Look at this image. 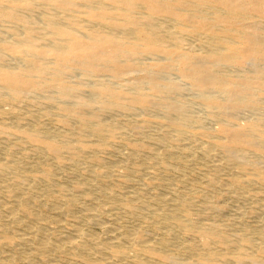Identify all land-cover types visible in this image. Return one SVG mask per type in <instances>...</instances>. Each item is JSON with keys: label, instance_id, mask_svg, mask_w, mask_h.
Returning <instances> with one entry per match:
<instances>
[{"label": "bare ground", "instance_id": "1", "mask_svg": "<svg viewBox=\"0 0 264 264\" xmlns=\"http://www.w3.org/2000/svg\"><path fill=\"white\" fill-rule=\"evenodd\" d=\"M252 15L264 20V0H0V119L27 99L41 107L26 123L0 122V137L25 142L39 159L0 158V264H177L168 238L191 240L183 264H264V25ZM153 108L162 120L149 149L130 136L145 135L142 113ZM117 111L122 127L110 118ZM41 116L60 129L44 128ZM195 126L206 141L190 150L175 143L195 140ZM121 136L125 172L98 155ZM147 154L173 164L132 165ZM43 163L73 166L69 184L54 181L51 167L34 173ZM193 163L205 166L201 182L174 168ZM135 176L144 177L136 192L110 186ZM41 196L58 216L90 204L79 219L107 235L56 218L31 227L45 220L34 207ZM227 208L236 215L222 221ZM108 216L115 226H105ZM139 217L144 225L117 234Z\"/></svg>", "mask_w": 264, "mask_h": 264}, {"label": "rangeland", "instance_id": "2", "mask_svg": "<svg viewBox=\"0 0 264 264\" xmlns=\"http://www.w3.org/2000/svg\"><path fill=\"white\" fill-rule=\"evenodd\" d=\"M249 21H255L257 23H259L261 26L264 25V20L260 17H258L257 15H252L250 16L249 18ZM218 32L219 34L221 35H224V31H221L222 28H218ZM238 29L237 28H234L230 33L231 34H236L238 33L237 32ZM263 34H264V31H263ZM188 47V45H187ZM142 61L143 62H149V58H146V57H142ZM140 74V73H139ZM138 74L135 72V73H132V74H124L122 76V83H126L128 81L129 78L131 77H135L137 76ZM177 76H178V71L177 70H173L170 74H169V77H171L172 79H177ZM107 75H102V78H106ZM77 77H72L70 79H76ZM264 93V92H263ZM189 94L190 92H186L185 96L184 97H189ZM190 98V97H189ZM204 106H202L201 104L197 103L195 105L192 106V109L194 111V113L198 116H205V109L203 108ZM41 107H38V106H34V105H31L30 101L27 99L25 102L21 103L20 104V107L17 109V111H14V110H11L9 106H5V109L7 110V113L3 116V118L0 119V122L6 124L7 126H13L14 124L16 123H26V118L28 117V113L29 112H33V111H37L39 110ZM247 114V115H246ZM245 115L241 116L242 117V121L244 118H248L250 115L248 113H246ZM108 116V115H106ZM142 116L144 117H147L148 120H149V123L146 124V127H145V135L144 136H133L131 135L130 137L131 138H134V139H137L138 141H146L147 142V147L150 149L152 147H156L155 144H153L152 141H154L153 139V136H155L158 131V126H159V120H162L161 119V114L159 113V111L155 108L151 109L150 112H145V113H142ZM244 117V118H243ZM110 118L112 119H115L117 121V126L119 127H122L124 125L123 121L124 119L126 118V116H124L122 114V112H112L110 114ZM40 119L42 120V123H44V128H46L47 130L51 131V132H57L59 129H60V125L58 123H56L55 121H53L52 119L48 118V117H45V116H41ZM240 120V121H241ZM206 127L207 130L213 132L217 127H218V124L216 122H206V124L204 125ZM192 132L195 134V140H191V141H175V143L179 144V143H183L184 146H185V149L186 150H190L192 149L196 144L200 143V142H204L206 141L205 137L202 136V133L204 131V128L203 127H199V126H195L194 128L191 129ZM190 130V131H191ZM169 136H171L172 134H174L173 131H169ZM12 137V136H11ZM125 137L124 136H121L120 138L117 139V142L115 143H112V144H107V149L106 150H102V151H99L98 152V155L102 157V159H110L113 161L112 163V169H114L115 171L116 170H119V171H123L125 172V169L123 168H119L120 165H124L126 164V160L124 158V154L125 152L129 151V149L124 146V143H125ZM147 148V149H148ZM128 149V150H127ZM181 152V151H180ZM27 157V160L29 162H32V163H37L39 161V159L37 158V156L33 153L32 151V148L26 144L25 142H21V141H16L15 139L13 138H10L8 139V137H0V158L2 159H7V160H23L24 158ZM154 163L156 164V166H160V165H163L164 163H167V164H173V161L172 160H167V161H164V162H160V161H156L154 160L151 156H148V154L140 159V160H137L135 161V163H132L133 166H139V167H148L147 171H150L152 170V167H154ZM45 167H51L53 168V171H54V174H53V178H54V181H59L60 183H63V185H68L70 179L66 178L67 175H71L72 174V169L74 168L73 166H67V167H61L59 165H53L51 163H43V164H40V166H38L37 168H34L33 171L34 173L36 174H43V169ZM205 166L201 163H193V164H184V165H181V164H174V168L183 172H187L188 174H191L193 175L195 178V180L197 182H201L202 180V177L200 175V170L202 168H204ZM100 168V166L98 167ZM69 181H68V180ZM144 179V177H136L133 178V184L131 186H127L125 185L124 183H120L118 181H114L110 184L111 188H113L114 190H116V192H136L138 191V189H140V185L142 184V180ZM39 185H38V188L39 190H44L46 188V185L44 184L45 182L44 181H40L38 182ZM157 188H160L159 190H166L164 189L162 186H157ZM188 194H192V195H196L195 192H188ZM264 196H261V200L263 201H259L260 198L257 199V204L259 203H262L264 202ZM6 197L5 195L1 194L0 193V200H5ZM225 199V200H224ZM39 202H37L35 204V208L37 210H39L40 212H42L43 214V218L45 217V220H42V221H39V223H31V227H35V226H45L46 224H49L48 222H46L49 218L53 219V218H56V219H59L63 222H67L66 225L67 227H73L72 224L73 222H76V221H79V224L77 223L76 225L78 227H81L83 230H86L88 232H91L93 234H95V231H96V235L98 233L102 235H107L105 233V230H104V225L101 226L100 225V228L99 226L97 227L96 225H90L88 224V221L86 219H82L80 218L79 219V216L80 215H83L84 211L83 210H80V209H83L84 207L86 208V206H90V204L88 203H83L82 201L81 202H78V206L74 207L72 209L71 212H69L68 214L66 215H62V216H58L56 214V211L54 209H51L49 208L48 204L50 203V201L52 200L51 197L49 196H41L39 198ZM104 200V198H103ZM230 202H232L231 199L229 198H223V202L222 204L224 205H228L230 204ZM133 205V203H132ZM249 208H245L243 207L242 208V211L243 212H247ZM246 210V211H245ZM260 212H262V210L259 209ZM236 215V211L235 209H230V208H227L226 210L224 209L222 214L219 216V218L222 220V221H226L227 219H230V218H234V216ZM262 215L264 217V212H262ZM83 221H82V220ZM253 219V218H252ZM252 219H250L249 217H247V220H249V224H252V225H257V219L254 218L253 221ZM81 220V221H80ZM114 220L113 217L111 216H108L106 219H105V222L104 224H106L105 226H115V221H112ZM145 219L143 218H135L134 220H129L130 222H132L131 224L128 225V223H123L125 227H123V229H119L117 230V234L121 235L123 233L126 232V228H128V226H131L130 229H133V228H136L139 226H142L144 225L142 223V221H144ZM255 220V222H254ZM264 223V222H263ZM112 224V225H110ZM134 224V225H133ZM80 225V226H79ZM133 225V227H132ZM259 225V223H258ZM264 225V224H263ZM53 226V225H52ZM93 226V227H92ZM136 226V227H135ZM103 227V228H102ZM95 230L93 231L92 230ZM23 229V228H22ZM91 229V231H89ZM24 230V229H23ZM21 230V231H23ZM62 228L60 229H57L56 231H54L55 233L61 231ZM104 231V232H103ZM123 232V233H122ZM155 236V237H154ZM162 237V235H156V234H151V237L153 238H158V237ZM159 237V238H160ZM170 241V246L169 248L165 249V252H175L177 251V254H175V259H176V263L177 264H183L186 260H185V256H184V250H185V247L188 245V243L191 242V240H180V238H176L174 240L172 239H167ZM178 240V241H177ZM9 251H12V250H9ZM14 252V251H12ZM16 253V252H15ZM51 257L52 258H57V253H52L51 254Z\"/></svg>", "mask_w": 264, "mask_h": 264}]
</instances>
